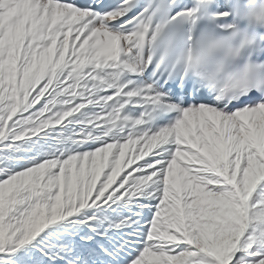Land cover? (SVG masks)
<instances>
[{
  "label": "snow or ice",
  "instance_id": "1",
  "mask_svg": "<svg viewBox=\"0 0 264 264\" xmlns=\"http://www.w3.org/2000/svg\"><path fill=\"white\" fill-rule=\"evenodd\" d=\"M0 264H264V0H0Z\"/></svg>",
  "mask_w": 264,
  "mask_h": 264
}]
</instances>
